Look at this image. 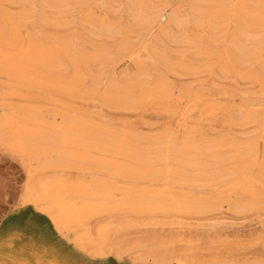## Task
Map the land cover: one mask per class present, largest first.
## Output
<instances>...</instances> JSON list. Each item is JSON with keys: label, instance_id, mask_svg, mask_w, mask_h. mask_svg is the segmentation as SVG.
<instances>
[{"label": "bare ground", "instance_id": "6f19581e", "mask_svg": "<svg viewBox=\"0 0 264 264\" xmlns=\"http://www.w3.org/2000/svg\"><path fill=\"white\" fill-rule=\"evenodd\" d=\"M205 78L238 100L217 136L186 122ZM163 108L178 129L143 133L140 116ZM0 151L24 169L22 202L57 230L116 215L259 220L264 0H0ZM17 236L0 264H73Z\"/></svg>", "mask_w": 264, "mask_h": 264}, {"label": "rangeland", "instance_id": "374dc122", "mask_svg": "<svg viewBox=\"0 0 264 264\" xmlns=\"http://www.w3.org/2000/svg\"><path fill=\"white\" fill-rule=\"evenodd\" d=\"M124 67L121 66L120 69ZM194 87L196 89L200 88V99L196 108L189 114V118L186 121L187 126L199 130L200 133L205 132L210 136L220 135L223 133V123L225 121V116L220 108L226 107L230 101L238 102L237 99L232 100L224 96L227 92H233V89L228 82H225L224 85L217 84L216 86L210 82L209 78L203 79L201 83L195 84ZM140 119L144 124H140L138 126L139 129L143 133L154 134L160 133L165 128L177 130V121L181 117L178 114H170V109L163 108L161 110L146 111L140 116ZM25 180L26 175L20 163L0 151V226L9 217L10 221L7 222L9 225L6 226L8 229L15 227L22 232L34 234L36 239H38L36 235L39 234L42 239L48 242L58 241L64 244V251L72 252L74 256L85 264L264 263L263 215L259 220L254 215L237 219L223 212L218 217L209 219L207 222H186L180 225L170 223L168 218H158V225L155 228L145 227L144 224L148 221V217L116 215L113 218H104L96 216L89 219L92 224L91 221H87V223L89 222L87 225H90V230L86 227L87 225L78 230L75 228L67 230L55 229L58 234L68 239L66 240L57 235L54 230L55 227L45 215L35 211L36 209L32 204L22 202ZM20 207L27 208L18 212L21 209ZM214 223L220 224L213 226L212 224ZM114 226H117V229ZM120 227L121 229H119ZM108 228L110 229L109 231ZM81 229L82 231H80ZM111 230L113 232H110ZM107 231L109 235H107ZM85 232H88V234H85ZM101 232L108 237L103 236V238L101 237L102 240L100 239L96 243V240L99 239L97 235ZM18 236L13 241L17 243H14L17 249L20 245L19 242H21V235L18 234ZM31 238L25 242L22 241V244L23 242L26 244V242L31 241L35 244V247L43 246V244L39 245ZM79 238H83L80 240L82 243L78 241ZM92 240L94 241L92 242ZM140 241L142 244L139 245ZM5 242L4 240L3 243ZM92 243L94 244L92 245ZM73 244L80 250L75 248ZM97 244L102 245L97 247ZM118 245L122 246L118 247ZM123 246L124 249L127 247L126 252L129 248L130 251L128 250L129 252L118 257L116 247H122L123 249ZM44 247L46 246L44 245ZM49 250L52 252L51 249ZM94 251L97 252L95 255L92 254ZM52 253L59 255L54 251ZM64 257L70 263L80 264L69 260L67 256Z\"/></svg>", "mask_w": 264, "mask_h": 264}, {"label": "crops", "instance_id": "0c3cea01", "mask_svg": "<svg viewBox=\"0 0 264 264\" xmlns=\"http://www.w3.org/2000/svg\"><path fill=\"white\" fill-rule=\"evenodd\" d=\"M20 208H21V209H19L18 212L23 211V210H24L25 208H27V207H24V208L20 207ZM34 210H35V209H34ZM35 211H37V210H35ZM37 212H38V211H37ZM38 213H39V212H38ZM13 216H14V215H13ZM10 217H11V216H10ZM9 219H10V218L7 217V218L5 219V222L3 221V222L1 223L2 226H0V247H5V244H2V243H3V241L6 240L10 235H12L13 233H18L19 235H21V236H20V237H21V242L19 243L20 245H22V241L25 242L26 240H28V239H30V238L32 237L31 239H32L34 242H36V243L39 244V245H41V244L45 245L47 248H49V249H51L52 251L58 253L61 257L67 256L69 260L75 261V262L80 263V264H85L84 262L80 261V260L78 259V257L74 256L72 252L64 251V249H63V245H64V244H61V243L58 242V241H56V242H53V241L51 242V241H49V242H48V241H46L45 239H42V238L39 236V234L36 235V237L38 238V239H36L35 236H34V234H32V233H25V232H22L19 228H15V227H13V228H11V229H8L6 226L9 225V224L7 223L8 221H10ZM12 219H13V218H12ZM54 230H55V228H54ZM55 231H56V230H55ZM56 233H57V231H56ZM57 235H60L61 237H63V239L68 240L67 238H64V236L61 235V234H58V233H57ZM30 236H31V237H30ZM24 242H23V244H24ZM73 246L75 247L74 244H73ZM75 248H77V247H75ZM77 249H79V248H77ZM79 250H80V249H79Z\"/></svg>", "mask_w": 264, "mask_h": 264}]
</instances>
